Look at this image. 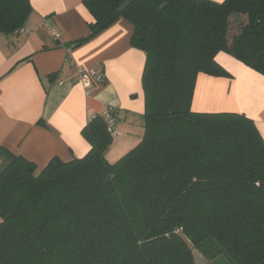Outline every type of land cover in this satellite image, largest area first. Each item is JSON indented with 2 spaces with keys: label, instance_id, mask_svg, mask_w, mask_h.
<instances>
[{
  "label": "trees",
  "instance_id": "trees-1",
  "mask_svg": "<svg viewBox=\"0 0 264 264\" xmlns=\"http://www.w3.org/2000/svg\"><path fill=\"white\" fill-rule=\"evenodd\" d=\"M125 1L83 0L94 21L72 44L133 23L145 133L115 162L103 115L82 129L83 157L40 169L1 149L0 264H194V248L209 264H264V139L245 114L192 109L199 73L230 76L220 51L264 74V0ZM32 9L0 0V34Z\"/></svg>",
  "mask_w": 264,
  "mask_h": 264
},
{
  "label": "crops",
  "instance_id": "crops-1",
  "mask_svg": "<svg viewBox=\"0 0 264 264\" xmlns=\"http://www.w3.org/2000/svg\"><path fill=\"white\" fill-rule=\"evenodd\" d=\"M30 2L33 9L24 27L0 34V151L5 148L40 169L54 157H83L91 144L82 129L96 115L106 119L111 111L115 134L105 155L117 161L145 133L146 54L131 45L133 23L121 17L74 46L94 21L83 0ZM216 60L230 76L199 73L192 109L245 114L264 139V74L225 51ZM92 68L103 73L104 81L88 88L79 75Z\"/></svg>",
  "mask_w": 264,
  "mask_h": 264
},
{
  "label": "built area",
  "instance_id": "built-area-1",
  "mask_svg": "<svg viewBox=\"0 0 264 264\" xmlns=\"http://www.w3.org/2000/svg\"><path fill=\"white\" fill-rule=\"evenodd\" d=\"M47 26L51 30H53L52 26L49 24L48 21H46ZM79 80L86 86L91 87L94 82H102L104 81V75L101 71H99L97 68H92L87 71H81L79 75ZM105 117L108 123V128L111 131L112 135L115 134V122H116V115L112 113L111 111H106Z\"/></svg>",
  "mask_w": 264,
  "mask_h": 264
},
{
  "label": "water",
  "instance_id": "water-1",
  "mask_svg": "<svg viewBox=\"0 0 264 264\" xmlns=\"http://www.w3.org/2000/svg\"><path fill=\"white\" fill-rule=\"evenodd\" d=\"M132 1L134 0H126L121 9L123 10ZM192 255L194 264H209V259L198 248L192 250Z\"/></svg>",
  "mask_w": 264,
  "mask_h": 264
},
{
  "label": "rangeland",
  "instance_id": "rangeland-1",
  "mask_svg": "<svg viewBox=\"0 0 264 264\" xmlns=\"http://www.w3.org/2000/svg\"><path fill=\"white\" fill-rule=\"evenodd\" d=\"M238 27H234V28H232V33H231V35L232 34H234V33H237L238 31H239V29H237ZM237 29V30H236Z\"/></svg>",
  "mask_w": 264,
  "mask_h": 264
}]
</instances>
